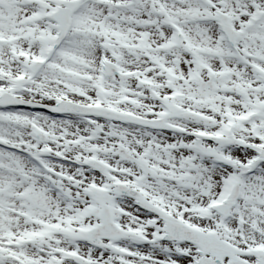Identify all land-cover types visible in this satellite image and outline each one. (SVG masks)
I'll return each instance as SVG.
<instances>
[{
    "label": "snow or ice",
    "instance_id": "obj_1",
    "mask_svg": "<svg viewBox=\"0 0 264 264\" xmlns=\"http://www.w3.org/2000/svg\"><path fill=\"white\" fill-rule=\"evenodd\" d=\"M0 264H264V0H0Z\"/></svg>",
    "mask_w": 264,
    "mask_h": 264
}]
</instances>
